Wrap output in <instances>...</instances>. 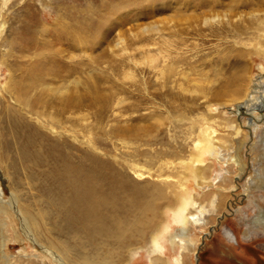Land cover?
I'll return each instance as SVG.
<instances>
[{"label":"rangeland","instance_id":"rangeland-1","mask_svg":"<svg viewBox=\"0 0 264 264\" xmlns=\"http://www.w3.org/2000/svg\"><path fill=\"white\" fill-rule=\"evenodd\" d=\"M34 32L62 53L37 91L12 71ZM263 98L264 0H0V264H59L42 245L65 264H264V109L253 125L246 111ZM97 162L119 180L106 195L135 237L52 225L86 207L66 202L68 171Z\"/></svg>","mask_w":264,"mask_h":264},{"label":"bare ground","instance_id":"bare-ground-1","mask_svg":"<svg viewBox=\"0 0 264 264\" xmlns=\"http://www.w3.org/2000/svg\"><path fill=\"white\" fill-rule=\"evenodd\" d=\"M214 20H216V19H214ZM25 29H26V32L29 30L28 27ZM37 30H38V28H37ZM32 34L33 35L31 37V43L30 44L25 43V42H29V41H27L29 39L22 41L23 38L20 37L21 39L19 41V46L13 47L14 48L13 51L16 52V55L19 54V56H15L14 55L15 52H14V54H12L13 59H15V64H14V67L12 68V71H14V70L21 71V72H23V74L27 75L28 76L27 79L29 80L28 84H29L30 89H32V90L37 91V90H40V88L43 90L48 89L51 84L49 86L46 85L47 82H46V79L44 78V75L50 69L45 70L44 68H45V66L46 67L50 66L49 62H51L52 59L51 60L49 59L50 61L49 60L46 61V60H47V58H51V57L52 58H55L56 56L61 57L62 53L59 50H53L52 48H49V47H48L49 48L48 50H43V48L40 45L41 42L38 39L36 32H34ZM25 44H27V46ZM28 53L32 54L33 57H31V58L27 57ZM52 94L54 96L56 95L55 92H52ZM3 98H4V104H5V107L3 110L4 111H5V109H6V111L12 110V107H11L9 100H8L9 97L5 96ZM18 101L20 103L21 97L18 99ZM39 102L43 105L52 104L54 106L55 104L56 105L59 104V105H61L60 107H62V109H66V104H67V101H65V102L64 101H57L56 103L55 102L49 103L48 100H46L44 97L43 98L40 97ZM7 103H8V105H7ZM248 103H249V101H247L243 105L237 106V109H239L240 107H244V105L245 106L248 105ZM263 107H264V101L262 100V102L260 104H251L250 108H248V110H246V111H249L253 115V112H255V111H261L262 112ZM17 109H18L17 111L19 112V109L21 110L22 108L17 107ZM253 121L258 122L260 120L256 119L255 116L253 115V116H251V119L249 122L250 125H253V123H254ZM102 170H103L102 163L97 162V165H96L95 169L93 170V172H86V171L81 170V169H78V170L71 169L68 171L69 182L66 181V185H68L70 187L68 190H69L70 196L72 198H71V201L67 200L66 202H69L71 204L72 203L73 204L82 203V204H85L86 207L82 206V208H81V206H79V207H77V208H79V211H78L77 209H72L68 206V211H66L65 213L61 212L59 214L60 219L57 222H52V225L53 226L58 225L60 220H63V219L68 220L70 223H72L73 225H77L78 227H82L81 226L82 223H84V225H86V226L95 223V224H98L99 226H102V227L98 226V227L93 228V229L97 230V233H102L104 231L105 237H110V239L114 238V240L116 242H120L121 240L128 239V237H130V238L135 237L136 234L140 232L139 227H138V229H134V226L136 225V221L135 220L130 221V218L128 221H126L125 219L121 218L120 215L118 214L117 201L115 199V196L106 195L107 190L115 192V190L118 187V183H119L118 181L119 180L117 178H115L114 176H111V175H108L107 173L101 172ZM68 176H66V178ZM66 178H65V180H66ZM108 178H113V179L111 181H109ZM63 186H64V182H62V188L65 189ZM159 193H160V190H159ZM148 194L150 195V193H148ZM78 200H81V202H79ZM72 201H74L75 203ZM149 201H150V199H149ZM151 205H147L146 207L144 206V209L142 208L143 213L153 212L154 209H153V206H151ZM142 209L137 208L136 210H139V212H140ZM9 212L10 211L8 209V203L6 204L3 197L0 195V218H1V216L4 218V220L0 219V228H1L0 229V235H1L2 242H5V240H6L5 233H7L6 227L8 225L7 223L9 222V219H10ZM199 219H200V217L197 219L195 218L193 221L197 222V223L203 222L202 219H200V220ZM37 221L38 220H36L32 217L31 218L25 217L22 220L23 232L26 234L28 231V233L33 234L31 231L35 232L33 225L36 224ZM45 223H46L45 219L42 218V220L39 221V223H38L39 229L36 231L42 237L46 236V234H47L46 233L47 230L45 231ZM10 224H11V222H10ZM98 229H100L99 230L100 232H98ZM14 239L19 241V236H16L15 233H14ZM35 244H37V243H35ZM48 245H49V247H53V244H48ZM3 246H8V245L6 244ZM62 246H63V244H62ZM42 247H44L43 245L41 246V249L45 250V253H48L50 258H52L51 259L52 262H56L59 264H65V261L61 258V256L58 254V252H56L54 249H52V248L46 249V248H42ZM62 250L64 251V253L66 252L64 247ZM6 256H8V255L3 254L2 259L7 260L8 258ZM34 262H36V260ZM37 264H39V263L37 262ZM73 264H110V263L107 261H103L101 255H98L96 257H88V256H85L82 254L80 257H78L77 261L73 262Z\"/></svg>","mask_w":264,"mask_h":264},{"label":"water","instance_id":"water-1","mask_svg":"<svg viewBox=\"0 0 264 264\" xmlns=\"http://www.w3.org/2000/svg\"><path fill=\"white\" fill-rule=\"evenodd\" d=\"M262 100L264 101V98ZM240 108L245 109L244 107H240ZM262 109H264V107ZM250 115L253 116L252 114H250ZM262 117H264V115H262Z\"/></svg>","mask_w":264,"mask_h":264}]
</instances>
